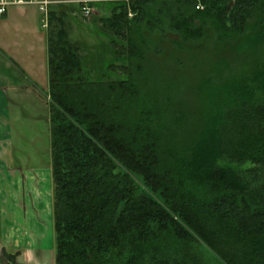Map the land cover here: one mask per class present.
<instances>
[{
	"label": "trees",
	"instance_id": "16d2710c",
	"mask_svg": "<svg viewBox=\"0 0 264 264\" xmlns=\"http://www.w3.org/2000/svg\"><path fill=\"white\" fill-rule=\"evenodd\" d=\"M91 6L116 54L152 63L128 33L145 23L181 69L92 79L61 23L48 36L54 264H264V0Z\"/></svg>",
	"mask_w": 264,
	"mask_h": 264
},
{
	"label": "rangeland",
	"instance_id": "374dc122",
	"mask_svg": "<svg viewBox=\"0 0 264 264\" xmlns=\"http://www.w3.org/2000/svg\"><path fill=\"white\" fill-rule=\"evenodd\" d=\"M97 3V2H95ZM92 3V4H95ZM68 7V8H64ZM73 8V9H72ZM80 7L77 5L55 6L53 10H72L64 12L63 15L57 13L58 20L60 22L53 21L48 24V27L42 28L41 21L42 16L39 12L30 11L27 17L30 20L36 22H28V26H34L37 28L42 37H23L20 33L16 36L12 32L11 35H1L0 33V71L8 72V80L0 78V88L6 86V84L13 83L10 79V75L18 77L17 84L19 86H26L27 89H20L14 95V100L17 102L15 109L18 111L16 114L19 116V130H21L20 137L12 138L20 148L26 150L29 156L32 158L34 164L41 163L47 159L50 150V105H49V67H48V36L55 37L60 25L65 30L67 39L75 46L78 47V55L82 61V66L92 79L97 77L98 80H115L127 78L128 72L138 75V69L135 63H139L142 68L155 67L159 68L161 75L168 73V69L172 74L177 75L178 67L177 52L168 45V39H172V34H167L164 40L163 35L156 32H149L145 23L140 24V27H134L128 29L131 40H138V44H145L143 48V56L150 62L146 65L144 61L133 60L131 62L126 59L125 55H118L116 51L121 48L122 37L114 35L113 31L106 24V22L100 20L103 17L110 15L108 8L103 6H92L91 16L87 19L81 16ZM100 18V19H99ZM130 19V17L128 16ZM99 19V20H98ZM18 23V22H17ZM56 23V24H55ZM59 23H61L59 25ZM127 33V35H128ZM15 37L16 39H13ZM115 42H114V41ZM13 44H19V54L16 57L15 53L8 49ZM47 44V47H46ZM211 42L206 44L203 49L208 51H214ZM117 48V50H116ZM3 57V58H2ZM11 68L7 65L11 62ZM236 61V60H235ZM237 63H243L244 61H236ZM130 64V65H129ZM112 65L113 67H109ZM129 65V66H128ZM238 66V65H237ZM253 66L251 62L246 61L240 64L238 69L243 68L245 70L250 69ZM129 67V70L126 68ZM167 69V70H166ZM166 72H165V71ZM145 72V71H144ZM143 72V73H144ZM140 74L135 78L143 75ZM20 75V76H19ZM20 77V81H19ZM137 81V80H136ZM137 84H142V79H138ZM151 83L148 84L150 86ZM153 85V84H151ZM181 88V87H179ZM174 93V92H173ZM15 110V111H16ZM23 117V118H22ZM18 157L21 155H17ZM248 166L246 163L243 167ZM51 235L44 234L42 239V259L38 264H54V250L50 251L54 246V242L51 245ZM202 253L204 259L210 264H220L214 257L204 252L200 247L198 248Z\"/></svg>",
	"mask_w": 264,
	"mask_h": 264
},
{
	"label": "crops",
	"instance_id": "0c3cea01",
	"mask_svg": "<svg viewBox=\"0 0 264 264\" xmlns=\"http://www.w3.org/2000/svg\"><path fill=\"white\" fill-rule=\"evenodd\" d=\"M59 10L58 13L72 11ZM30 11L37 15L33 6L9 7L0 19L1 35L11 37L8 33L12 32L14 36L20 33L23 37H42L37 28L28 26L29 21L36 22L27 17ZM8 49L18 57L19 44ZM10 61L9 68L13 63ZM1 77L8 80V72L0 71ZM10 79L13 83L0 88V264H38L44 234L51 235V245L54 242L51 152L45 161L34 164L28 152L12 141L21 134L16 114L19 111L15 109L20 106H15L19 104L14 94L27 88L17 84V76L10 75ZM53 250L54 246L50 251Z\"/></svg>",
	"mask_w": 264,
	"mask_h": 264
},
{
	"label": "built area",
	"instance_id": "2783aa9c",
	"mask_svg": "<svg viewBox=\"0 0 264 264\" xmlns=\"http://www.w3.org/2000/svg\"><path fill=\"white\" fill-rule=\"evenodd\" d=\"M113 0H0V19L7 13L12 6H33L37 8L42 16L41 27L47 28L50 21V13L55 6L77 5L80 8L81 16L89 18L92 13V3ZM200 4L196 9H200ZM131 17V14H128Z\"/></svg>",
	"mask_w": 264,
	"mask_h": 264
}]
</instances>
